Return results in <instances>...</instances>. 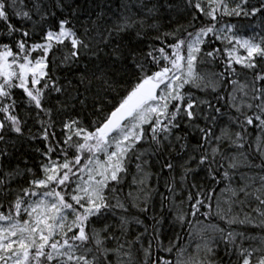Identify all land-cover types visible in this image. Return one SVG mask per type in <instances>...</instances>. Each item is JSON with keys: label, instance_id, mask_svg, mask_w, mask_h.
I'll use <instances>...</instances> for the list:
<instances>
[{"label": "trees", "instance_id": "1", "mask_svg": "<svg viewBox=\"0 0 264 264\" xmlns=\"http://www.w3.org/2000/svg\"><path fill=\"white\" fill-rule=\"evenodd\" d=\"M195 40L116 151L102 125ZM3 53L0 264H264V0H0Z\"/></svg>", "mask_w": 264, "mask_h": 264}, {"label": "rangeland", "instance_id": "2", "mask_svg": "<svg viewBox=\"0 0 264 264\" xmlns=\"http://www.w3.org/2000/svg\"><path fill=\"white\" fill-rule=\"evenodd\" d=\"M60 33H62L63 37L65 36V34L67 36L69 35L66 32H60ZM53 39L58 41L57 36H53ZM232 45H233L232 57L236 61H240L239 51L241 49L244 51V54H243L244 58L248 54L250 56V54H251L250 52L252 49L251 48L248 49L247 46H244L245 44L240 46L241 49L238 48L239 44H237V45L232 44ZM196 46H197V41L196 40L192 41L188 46V49H187L185 56L178 55L176 58H172L170 60L171 61L170 65H167L159 74H157L155 76L154 79L149 80V82L155 84L159 88V96L153 104L148 106L149 110L161 111L165 104H169L172 100H175L174 95H173L174 90L177 87L178 81L182 78L181 74L188 72V69L190 68V65L193 62L194 57H195L194 53L196 50ZM8 57L9 56L7 53L0 54V75H7L10 71V64L8 62ZM28 70L33 71L32 69H28ZM144 104L145 103H143L142 99H138V100L130 103V107L140 109L143 107ZM135 125H136V122L130 123L124 131L118 133L113 138L112 142H114L115 147L117 149L115 147H112V152H114L115 149H116V151L120 152V149L122 148V143L127 138L131 137V133H132ZM90 143L95 145L93 140H89L87 142V144L83 147V149H85V151L88 150ZM95 146L99 147V144H97ZM90 156H92V155H90ZM111 157H112V155L109 158H111ZM230 162H234V163L239 164V161L235 157H232ZM2 246L5 249V250H2L3 251L2 253H3V255H6L5 251H9L11 249L9 247H6L5 245H2ZM13 259L14 258H12V257L7 258L6 262L9 264H16V262H13Z\"/></svg>", "mask_w": 264, "mask_h": 264}, {"label": "water", "instance_id": "3", "mask_svg": "<svg viewBox=\"0 0 264 264\" xmlns=\"http://www.w3.org/2000/svg\"><path fill=\"white\" fill-rule=\"evenodd\" d=\"M158 87L151 82H144L137 89V97L152 99L158 94ZM133 115V110L129 103H124L119 106L108 118L101 128V133L104 137H109L125 124Z\"/></svg>", "mask_w": 264, "mask_h": 264}]
</instances>
